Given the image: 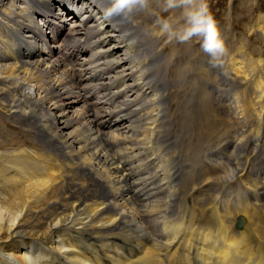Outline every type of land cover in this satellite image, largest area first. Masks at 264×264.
<instances>
[{"label": "bare ground", "instance_id": "1", "mask_svg": "<svg viewBox=\"0 0 264 264\" xmlns=\"http://www.w3.org/2000/svg\"><path fill=\"white\" fill-rule=\"evenodd\" d=\"M106 6L0 0V264H264V158L261 175L249 173L264 107L253 134L241 91L230 93L227 79L221 96L213 80L222 69L193 61L211 59L201 42L182 52L159 34V14L125 23ZM182 12L174 9L183 21ZM240 58L231 76L250 81ZM227 136V160L203 171L200 155ZM210 183L247 190L193 198Z\"/></svg>", "mask_w": 264, "mask_h": 264}, {"label": "rangeland", "instance_id": "2", "mask_svg": "<svg viewBox=\"0 0 264 264\" xmlns=\"http://www.w3.org/2000/svg\"><path fill=\"white\" fill-rule=\"evenodd\" d=\"M57 3H58L57 1H53L51 7H57V9H58L59 4H57ZM208 3H209L211 12L214 14L216 20L219 23V27L222 31L223 38L225 39V41L227 43L228 54L225 57H223L221 61H212L211 59H208V58L205 59V57H203L201 55L199 56L200 58L197 55V57L199 59L197 57H194L195 60H193V61L196 63L199 60H201V62L204 64V66H206L205 68H207V69L212 68V67H217V66H219L222 69L223 74H217V79H215V80L210 79V81L213 80L215 82L214 83L212 81V83L215 84L214 86L218 85V88H219L218 93L221 92V96L225 97L224 93L228 92V90L226 92H225V90H223L224 87L222 85L224 82L228 81L227 79H229L231 81V82L228 81L230 83V86L228 84V87L231 89L230 93H232L234 90L241 91L239 93V100H240V106H241L240 110H242L243 106H246V105H249L250 108L254 107L256 110L255 111L256 113H250V111H249L250 108L248 109V111H245L248 114H252V116L250 118L251 122L249 121L248 124L250 127L252 126L251 129L255 130V132L253 133V134H255L260 128L259 127L260 123L258 122V119H257L258 113L260 112V109L264 107V0H208ZM163 4H164V0H152V3L150 4L149 9L151 11L159 14V18L174 15V10L165 11L163 8ZM71 8H74V7H69V10H67L68 12L64 15L65 19L66 18L69 19L70 17L73 16L74 11ZM180 10L183 11L182 9H180ZM176 17H178V15ZM79 20H81L80 17H79ZM43 21H45L44 17L39 16L38 22H39L40 26H43V23H44ZM69 21H70V19L67 20L66 22H69ZM184 26H185L184 20L182 21V19H179V22L176 24L177 29L183 28ZM48 28L47 27L44 28L45 29L44 32L45 33L49 32L48 33V35H49L51 29L50 28L48 29ZM201 39L202 38L194 37L191 41H189L188 44L185 42H180L178 39H173L172 41H179L178 45L182 47L181 50H182V52H184L190 46H193L194 50L198 49V46H200ZM87 55H88L87 52L84 53V56H87ZM241 55L246 57L248 62L245 61V63H248V65L250 64V68H249V71L251 72V80L250 81H246L244 78H242L243 75H240V77H237L236 80H235L234 76H231V74L234 73L233 69L235 68V61H237V60L241 61L244 59V58L243 59L240 58ZM161 56L164 57L165 55L161 54ZM105 58H107L106 55L104 56V59ZM202 58H204V59H202ZM188 59H189V57H188ZM186 60H187V58H186ZM249 60H252V62H249ZM194 62H192V63H194ZM231 66L234 68H232ZM164 70H165V68L161 69L160 70L161 72L159 71V74L161 75V77L159 76L160 77L159 79H162L164 77V75H167V78H165V77L164 78H165V80H167L169 82V78L171 77V72H169V69H166L165 71ZM212 71L215 72V70H212ZM189 76H190V77H188L189 79H192V78L194 79L196 77V74L194 72H191ZM247 79H249V78H247ZM221 81H224V82L222 83ZM92 83L97 84L98 80H94ZM204 83H203V85L206 86L207 83L206 84H204ZM84 84H86V83H84ZM89 84H91V83H89ZM86 85H88V84H86ZM231 85L233 87H231ZM208 88L207 89L210 90V87H208ZM169 91H170L169 93L174 94L173 91L172 92H171V90H169ZM86 92H88V93L93 92V94H94L97 91H93L92 89H90ZM169 93H168V95H169ZM127 94H128V92H127ZM127 94H124V95H127ZM231 95L232 94H230V96ZM121 98H122V96L118 97L117 99H115L113 101L112 104L114 106L112 104H109V106L110 105H111V107L120 106L119 102L122 101ZM195 98H196L195 100H197L198 96L197 97L195 96ZM174 109H175V107L173 106V110ZM189 110H190V108H189ZM115 111H116V115L120 114V113H118V111H119L118 108H116ZM262 127H264V121L262 122ZM255 138L258 139V137H255ZM260 138H259V144H260L259 147L260 148H259V151H257V157H254V158H256L254 161V165L250 169V170H252L253 173L249 172L251 177H257V175H259V176L261 175V173L258 172V168L260 167L259 163L261 161V157L264 158L263 157L264 156V146H262V144L264 145V142H263L264 139H262V135L260 136ZM249 139L250 140H247L248 143L245 145H246L247 149H252L254 147V144H255L253 142L254 138H249ZM226 140L228 142L226 141L227 143L222 144L219 140L217 141L214 138L213 145L211 144V146L208 147V150H207V148H205V150H207V151H205L206 153L201 154L199 157V161L201 159L200 163L202 162L201 165H203V167H202L203 171H207L209 165H211V164H221L222 162H225L227 160V157L225 155H223V151L227 150L229 147L234 146L235 140H233V136H227ZM209 150H210V152H209ZM207 152H209V153H207ZM213 155H214V157H212ZM207 156H209V157H207ZM218 156H219V158H218ZM207 160H210V161H207ZM191 165H192L191 163H188L185 165L186 167L184 166L186 170L187 169L189 170V173H191V169H193L194 171L196 170V168L192 167ZM207 165H208V167H207ZM202 169H201V167H199L198 171L201 172ZM181 171L179 172V170H177L176 176H177V178L179 177L178 179H181V177H183V176H187L186 172H184L183 170H181ZM177 178H175V179L178 180ZM205 186L201 189L198 188L199 191H198V189L195 190L193 193V198L194 197L202 198V197H207V196L216 197V194H217V197H218L217 199L219 201H222L224 199H230V200L233 199L234 200V198H236V196H241V195L244 196L246 194V190H247L245 185H241L239 183H233V184L225 186V187L220 186V184L218 186V183H216V184L210 183L209 185H205ZM211 188H212V190H211ZM200 190H202V191H200ZM208 191H210V192H208ZM211 192L212 193L214 192V193L211 194ZM235 192H237V193H235ZM223 194H226V195H223ZM228 194H229V197H228ZM230 195H231V197H230ZM177 200H179V197L177 198ZM178 221H180V220H176L175 223H177Z\"/></svg>", "mask_w": 264, "mask_h": 264}, {"label": "clouds", "instance_id": "3", "mask_svg": "<svg viewBox=\"0 0 264 264\" xmlns=\"http://www.w3.org/2000/svg\"><path fill=\"white\" fill-rule=\"evenodd\" d=\"M152 0H107L104 8L106 17H117L125 23H131L139 12L148 10ZM165 11L180 8L183 10L185 26L177 29L178 17L171 15L160 17L156 27L161 36L168 41H191L194 37L202 38L201 48L212 61H221L228 54L227 43L223 38L219 23L210 10L208 0H164ZM225 175L235 179L234 170Z\"/></svg>", "mask_w": 264, "mask_h": 264}]
</instances>
